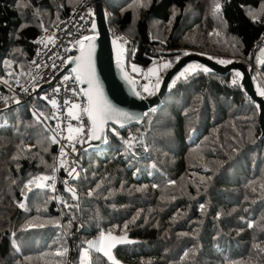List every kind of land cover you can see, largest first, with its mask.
<instances>
[{
    "label": "trees",
    "instance_id": "trees-1",
    "mask_svg": "<svg viewBox=\"0 0 264 264\" xmlns=\"http://www.w3.org/2000/svg\"><path fill=\"white\" fill-rule=\"evenodd\" d=\"M81 1L0 0V264H80L102 231L137 241L114 250L122 264H264V139L259 106L237 71H181L143 125L110 126L102 149L89 150L86 140L78 165L69 156L57 162V142L16 93L30 80L38 38ZM215 2L106 0L129 73L130 60L164 58L170 66L160 84L185 56L205 54L255 64L260 95L264 0H219V14ZM87 33L95 35L92 27ZM30 103L38 110L44 100L39 94ZM39 176L58 177L55 190L48 180L29 191ZM89 254L91 264H111Z\"/></svg>",
    "mask_w": 264,
    "mask_h": 264
},
{
    "label": "built area",
    "instance_id": "built-area-1",
    "mask_svg": "<svg viewBox=\"0 0 264 264\" xmlns=\"http://www.w3.org/2000/svg\"><path fill=\"white\" fill-rule=\"evenodd\" d=\"M105 1L102 0V2ZM96 5L95 0H82L68 18L43 31L37 40V49L30 70V80L21 92L16 93V96L29 105L34 113L37 112L39 120L55 138L58 144L57 162L64 156H69L74 166L80 163L78 154L85 148L83 146L84 141L89 140L91 124L84 112V109L87 108V100L80 88V80L76 79L77 75L73 71L63 72L69 63V59L81 49V44L78 42L83 41V37L92 27ZM164 64L165 59L161 58L158 61H152L149 65H137L136 72L138 75L134 74L132 76L138 81L139 89L141 86V96L143 98H152L157 94L156 85L149 77L148 72L150 69L155 68L159 72H163L165 69L163 68ZM65 77L68 79H65ZM51 83L53 85L41 93L42 99L51 108V120H47L32 106L30 96L36 88ZM145 88H148V92L144 91ZM56 89H59V91L57 92ZM52 100L57 101V107H53L50 103ZM65 101L70 103H65ZM73 104L80 105V108H72ZM69 109L74 114L79 111L80 118L78 120L73 119L68 114ZM69 126L73 129H82L83 134L74 131L70 133L68 131ZM70 135L71 140L68 139ZM62 150L65 155H62ZM55 173L58 176V166ZM58 182L57 177L54 180H49L48 183L51 186H57Z\"/></svg>",
    "mask_w": 264,
    "mask_h": 264
},
{
    "label": "water",
    "instance_id": "water-1",
    "mask_svg": "<svg viewBox=\"0 0 264 264\" xmlns=\"http://www.w3.org/2000/svg\"><path fill=\"white\" fill-rule=\"evenodd\" d=\"M95 1L97 2L95 10V23H93L95 27L92 29L97 32V34L91 37V41H84L83 49L85 52H88L89 49H91V63L92 68L94 69L95 81L97 82L98 90L102 94L103 99H105L113 107L128 112L136 117V119L126 122L123 127L143 125L146 119L145 114L149 113L153 109H156L164 101L173 79L181 71H183L188 64L196 62L200 65L202 70L207 68L210 70L208 72L217 75L225 76L231 71H237L240 74L241 84L246 93L259 106L261 139H264V97L258 95L255 88L253 82L255 66L253 64L250 68L245 63L238 61L223 64L203 55L189 54L179 60V62L164 75L158 87L157 94L154 97L143 98L140 93L138 81L128 71L126 59L127 54L125 49L119 42L112 40L107 24L105 3L102 2V0ZM80 56L81 49L71 58L72 62L68 63L63 73L76 69L80 63L77 58ZM261 64L262 61L260 60L259 65ZM74 73L77 75V72ZM125 77H127V79ZM52 85L53 83L39 87L30 96V99L33 96L41 94ZM80 88L84 93V91L89 88V85L83 82V80H80ZM137 93L139 95H137ZM86 100L88 106L87 97ZM87 118L91 124L88 115ZM120 125L121 122L116 117H114L113 120H109L106 125V131L100 140H88V149L91 151L102 149L106 142V134L109 127H121ZM126 236L127 239L132 242L117 244V247L137 243V241L132 239L130 235L126 234ZM119 264L122 263L119 262Z\"/></svg>",
    "mask_w": 264,
    "mask_h": 264
},
{
    "label": "snow or ice",
    "instance_id": "snow-or-ice-1",
    "mask_svg": "<svg viewBox=\"0 0 264 264\" xmlns=\"http://www.w3.org/2000/svg\"><path fill=\"white\" fill-rule=\"evenodd\" d=\"M136 6L137 7H144L146 6L145 4V0H136ZM215 14H219L222 11V6L219 3V0H216L215 4H214V9H213ZM95 27V25H93V28ZM85 40H89L91 41V37H84ZM78 43L81 44V56L79 58H77L80 63L78 64V67L76 69H73L74 72H77V76L76 79L77 80H83V82L87 83L89 85V88L87 90L84 91V95L87 97L88 99V106L87 108L84 109V112L88 115L90 121H91V127L89 129L90 132V136L89 139H94V140H100L103 136V134L106 131V125L108 123L109 120H113L114 117L118 118L121 122V127L124 126V124L126 122H130L133 119H136V117H134L132 114L119 110L115 107H113L111 104H109L105 99H103L102 94L99 92L98 90V85L97 82L95 81V76H94V69L92 68V63H91V49H89L88 52H85L83 49V41H79ZM71 59H69V63H71ZM220 63H229L227 61H220ZM170 65L169 64H164L163 68H168ZM192 66H189V68H185L184 71H182L180 73V77H185L186 73H188L190 71ZM133 70L135 71V66H133ZM203 71L208 72L210 71L207 68H204ZM240 74L237 73V76H239ZM127 79V77H125ZM65 79H68L67 77H65ZM179 79V77H178ZM131 82V81H130ZM5 83H7V81H5ZM233 83L235 84L236 81L234 80ZM159 87V84L156 85V88ZM56 91L58 92L59 89H56ZM75 91V90H73ZM145 92H148V88L144 89ZM152 94V93H149ZM259 94L261 96H264V90H260ZM137 95H139L137 93ZM16 103H19L18 100L15 101ZM53 107H57V101L56 100H52L50 102ZM65 103H70L69 101H65ZM72 108H80V105L78 104H73ZM152 111H155V109H153ZM68 114L70 116H72L73 119H79V115L78 114H74L71 109L68 110ZM40 115H43V113H41ZM146 115V114H145ZM39 118V117H38ZM47 119V117H46ZM68 131L71 132H76L79 134H83V130L80 128H76L73 129L71 126H69ZM54 142H55V138ZM69 140L72 139L71 135L68 137ZM135 138H131L127 144L129 147L132 146V140ZM62 155H65V153H63L62 150ZM64 161L61 160V165L63 166ZM75 169H72L71 171L68 172V175L75 178H78V174H75ZM54 180L55 177L54 176H39L34 178L33 180H31L29 182L28 185H26L25 187L30 191L31 190V186L35 185L36 187H47L46 185V181L48 180ZM65 185H67V181L64 182ZM52 190L54 189V185L52 186ZM67 190L72 194V198L76 199V193L72 188H67ZM21 208L24 207V204L21 203L19 205ZM71 207L70 205H66ZM203 206H201L202 208ZM251 226V225H250ZM124 228L127 229V224L124 225ZM27 230V229H25ZM132 241H129L127 239L126 234L123 236H115L113 235V233L111 231L105 233V232H101L100 236L97 240L94 241H90L88 242V247L87 249H85L83 251V255L81 257V261L80 264H91V257L89 254V250L90 249H94L97 253L102 254L103 257H105L108 261L111 262V264H119V262L116 260V257L113 255V249L115 248V246L117 244H121V243H131ZM257 248H259V246L257 245ZM261 251H264V249H260ZM66 249L64 250V252H58L57 255H62L66 253ZM185 257H187V253L184 254Z\"/></svg>",
    "mask_w": 264,
    "mask_h": 264
},
{
    "label": "rangeland",
    "instance_id": "rangeland-1",
    "mask_svg": "<svg viewBox=\"0 0 264 264\" xmlns=\"http://www.w3.org/2000/svg\"><path fill=\"white\" fill-rule=\"evenodd\" d=\"M105 3V5H106V1L104 2ZM105 10H106V6H105ZM92 28H93V26H92ZM95 32V31H94ZM94 34H97V32H95ZM91 36V33H87V35H85L84 37H90ZM86 41V40H85ZM199 55H201V54H199ZM203 56H206V57H208L209 58V56L208 55H205V54H202ZM117 57H119V56H117ZM211 58V57H210ZM235 62V61H234ZM238 62H240V61H238ZM246 64V63H245ZM252 62L250 63V65H247L249 68L250 67H252ZM254 66H255V64H253ZM133 66H135V69L137 68V64L136 63H134V62H132V60H130L129 61V67H130V71H131V73H133V74H135V75H138V73L136 72V70L134 71L133 70ZM189 66H192L191 67V69H190V71L188 72V73H186V74H191V73H194L198 68L199 69H201V67H200V65L198 64V63H196V62H193V63H190V64H188L185 68H189ZM255 68H256V66H255ZM255 68H254V71H255ZM184 71V70H183ZM164 72V71H163ZM163 72H159V70L158 69H150L149 70V72H148V74H149V77H151V80H153V83L155 84V85H157V84H159V80H160V77H161V75H162V73ZM160 85V84H159ZM38 88H36L34 91H36ZM157 90H158V88H156ZM140 91H141V93H142V88H141V86H140ZM154 97V96H153ZM35 107L38 109L37 111L39 112H41V113H43V115L45 116V117H47V119L48 120H51V108H50V106L46 103V102H44V104L43 105H36L35 104ZM40 113V114H41ZM35 114L38 116V114H37V112H35ZM78 115L80 114V112L78 111V113H77ZM90 141V140H89ZM88 142V141H87ZM94 241V240H93ZM117 248V245L115 246V248L112 250L113 251V255H114V250ZM91 250H93V251H95L94 249H91Z\"/></svg>",
    "mask_w": 264,
    "mask_h": 264
},
{
    "label": "bare ground",
    "instance_id": "bare-ground-1",
    "mask_svg": "<svg viewBox=\"0 0 264 264\" xmlns=\"http://www.w3.org/2000/svg\"><path fill=\"white\" fill-rule=\"evenodd\" d=\"M31 100V99H30Z\"/></svg>",
    "mask_w": 264,
    "mask_h": 264
}]
</instances>
